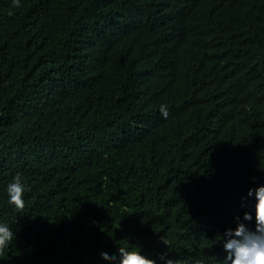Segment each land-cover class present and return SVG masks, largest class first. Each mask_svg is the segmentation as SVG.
Returning a JSON list of instances; mask_svg holds the SVG:
<instances>
[{
    "label": "trees",
    "instance_id": "trees-1",
    "mask_svg": "<svg viewBox=\"0 0 264 264\" xmlns=\"http://www.w3.org/2000/svg\"><path fill=\"white\" fill-rule=\"evenodd\" d=\"M259 184L264 0H0V264H221Z\"/></svg>",
    "mask_w": 264,
    "mask_h": 264
},
{
    "label": "clouds",
    "instance_id": "clouds-1",
    "mask_svg": "<svg viewBox=\"0 0 264 264\" xmlns=\"http://www.w3.org/2000/svg\"><path fill=\"white\" fill-rule=\"evenodd\" d=\"M12 4L19 6L20 0H12ZM160 111L162 116L167 117L166 105H162ZM25 191L26 186L19 173L15 174L5 186L8 202L16 211L24 208ZM247 195L254 197L251 212H243L242 219L235 217L236 226L225 229L221 234L224 252L221 264H264V184H259L254 189L249 188ZM252 220H254L253 228L247 227L243 222ZM15 235L7 222L0 221V257L5 256ZM98 254L114 262L118 260V264H157L156 260L143 255L138 245L132 248L120 246L116 252L100 248ZM160 259L164 264H174L166 254H162ZM197 264L204 262L198 261Z\"/></svg>",
    "mask_w": 264,
    "mask_h": 264
},
{
    "label": "bare ground",
    "instance_id": "bare-ground-1",
    "mask_svg": "<svg viewBox=\"0 0 264 264\" xmlns=\"http://www.w3.org/2000/svg\"><path fill=\"white\" fill-rule=\"evenodd\" d=\"M166 74V73H165ZM125 105V104H124Z\"/></svg>",
    "mask_w": 264,
    "mask_h": 264
}]
</instances>
